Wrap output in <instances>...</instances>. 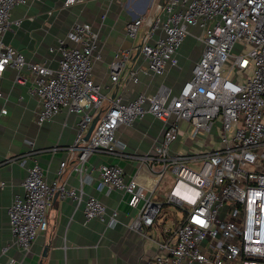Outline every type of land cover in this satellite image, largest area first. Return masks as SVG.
<instances>
[{
	"label": "built area",
	"instance_id": "1",
	"mask_svg": "<svg viewBox=\"0 0 264 264\" xmlns=\"http://www.w3.org/2000/svg\"><path fill=\"white\" fill-rule=\"evenodd\" d=\"M78 1L63 0V5ZM26 2L0 0V76L7 67L17 71L16 81L24 80L21 70L30 73L27 91L41 101L35 113L38 124L63 108L80 117L67 147L70 155L60 161L53 179L47 180L37 162L27 167L23 194H16L7 207L13 243L30 250L35 237L49 227L47 212L55 194L82 203L85 219L98 218L108 225L117 221V209L108 211L99 197L83 189L88 155L102 152L141 162L129 178L117 163L98 167L97 188L123 191L135 209L132 229L151 225L162 202L181 213L145 264H264V0H163L149 14L127 21L126 34L138 43L116 49L108 64L114 82L139 80L140 68L132 61L137 49L146 60L145 71L160 75L168 66H180L178 50L188 35L202 45L190 75L176 91L162 82L154 93L139 91L130 99L107 96L94 81L92 68L100 51L98 33L88 21H74L65 38L58 39L56 67L27 60L6 43V30L21 21L11 19V10ZM146 114L163 122L159 138L151 150L125 152L116 128ZM181 120L190 124L193 141L201 139L193 150L171 148ZM72 158L78 186L60 176ZM165 172L171 173L172 183L164 201H155L152 195Z\"/></svg>",
	"mask_w": 264,
	"mask_h": 264
},
{
	"label": "crops",
	"instance_id": "2",
	"mask_svg": "<svg viewBox=\"0 0 264 264\" xmlns=\"http://www.w3.org/2000/svg\"><path fill=\"white\" fill-rule=\"evenodd\" d=\"M158 2L81 0L66 6L63 0H28L12 8L11 19L20 18L21 21L11 24L3 40L21 51L25 59L45 61L56 67L60 55L58 39L65 38L74 21H88L98 33L100 51V58L93 64L92 77L107 96L120 94L123 99H130L139 91L154 93L162 82L176 91L191 72V63L187 59L192 40L187 37L178 50L180 66H168L163 74L152 75L145 71L146 60L135 53L132 61L140 68L137 82H114L109 76L108 64L116 49L138 43V38L131 39L126 34L127 21L144 13L147 6L151 12ZM201 48L202 45L193 59L198 58ZM16 72L7 67L0 76V264H145L148 257L159 251L158 243L171 234L174 226L171 208H174L162 202L164 191L157 188L153 199L167 205L162 204L154 222L144 226L142 231L129 226L136 211L126 202L127 195L114 187L97 188L98 167L102 163L119 164L126 178L136 172L141 162L128 155L92 152L82 171L87 176L84 191L99 197L108 211L117 209V221L113 225L98 218L85 219L82 203L76 204L70 197L57 195L47 212L49 227L35 237L30 250L24 252L13 243L7 207L16 194H23L22 181L27 167L37 162L47 180L53 179L60 161L70 155L71 150L67 147L74 140L80 117L77 112L63 108L38 124L35 113L41 101L27 91L31 75L23 69L19 73L24 80L16 81ZM162 125L161 120L146 114L132 125L120 124L116 128L117 141L124 145L123 150L127 153L151 150ZM180 126L179 137L171 148L181 151L197 148L201 139H191L190 124L181 120ZM53 145L59 148L50 149ZM74 163L73 158L68 160L60 176L68 184L78 186L79 173L73 168Z\"/></svg>",
	"mask_w": 264,
	"mask_h": 264
},
{
	"label": "rangeland",
	"instance_id": "3",
	"mask_svg": "<svg viewBox=\"0 0 264 264\" xmlns=\"http://www.w3.org/2000/svg\"><path fill=\"white\" fill-rule=\"evenodd\" d=\"M156 1V0H155ZM150 7L149 6H147V9L145 10V12H144V14L145 15H147V14H149V12H150ZM140 29H142V27H140L139 28V30ZM192 38H190L189 36H187V39H191L192 41H191V45L192 46H190L191 48L189 49V51L190 52H188V53H191L190 54V56H189V58L187 59V60H189V62L191 63V65H190V69L192 68V66H193V64H194V62H195V59H193L194 58V56L196 55V53L198 52V50H199V48H200V45H201V43L200 42H195V41H193V40H195V39H193V36H191ZM193 44H194V46H193ZM239 49V45L237 44L236 46H235V50H238ZM187 65H188V63H187ZM186 65V66H187ZM186 66H185V68L184 69H186ZM171 183H172V175H171V173H169V172H165L164 174H163V176H162V178H161V180H160V182H159V184H158V190H160V191H165L166 189H168L169 187H170V185H171ZM169 205V204H168ZM171 207H173L172 205H170ZM174 208V207H173ZM171 212H172V214H173V218L175 219V221L180 217V215H181V213L179 212V211H176L175 210V208L174 209H172L171 208Z\"/></svg>",
	"mask_w": 264,
	"mask_h": 264
},
{
	"label": "water",
	"instance_id": "4",
	"mask_svg": "<svg viewBox=\"0 0 264 264\" xmlns=\"http://www.w3.org/2000/svg\"><path fill=\"white\" fill-rule=\"evenodd\" d=\"M162 3H163V0H159L158 4H159V5H162ZM135 53H138V49L136 50ZM98 116H99V114H96V115L93 117V119H92V121H91V123H90V125H89V127H88V129H87V131H86V133L83 135L84 139H87V138L89 137V134H90V132L92 131V129H93L94 125H95V122H96ZM56 196H57V194L54 195V198H55Z\"/></svg>",
	"mask_w": 264,
	"mask_h": 264
},
{
	"label": "trees",
	"instance_id": "5",
	"mask_svg": "<svg viewBox=\"0 0 264 264\" xmlns=\"http://www.w3.org/2000/svg\"><path fill=\"white\" fill-rule=\"evenodd\" d=\"M167 204H163V206H166Z\"/></svg>",
	"mask_w": 264,
	"mask_h": 264
}]
</instances>
